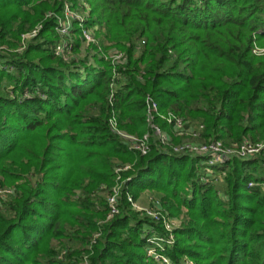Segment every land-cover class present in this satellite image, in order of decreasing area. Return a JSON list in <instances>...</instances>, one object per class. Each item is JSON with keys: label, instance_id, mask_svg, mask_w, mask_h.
Segmentation results:
<instances>
[{"label": "trees", "instance_id": "1", "mask_svg": "<svg viewBox=\"0 0 264 264\" xmlns=\"http://www.w3.org/2000/svg\"><path fill=\"white\" fill-rule=\"evenodd\" d=\"M82 1L99 47L65 62L54 54L62 3L0 0V45L17 50L40 26L23 51L0 53V189L12 188L0 202V264H163L146 248L166 233L127 201L144 191L171 216L185 209L161 253L170 264H264V157L213 166L205 182L202 159L164 149L146 122L150 97L203 125L201 140L264 143V55L252 53L264 49V0ZM109 49L126 63L114 67ZM112 115L127 134L151 135L146 155L113 133ZM120 164L131 168L109 219Z\"/></svg>", "mask_w": 264, "mask_h": 264}, {"label": "built area", "instance_id": "2", "mask_svg": "<svg viewBox=\"0 0 264 264\" xmlns=\"http://www.w3.org/2000/svg\"><path fill=\"white\" fill-rule=\"evenodd\" d=\"M45 2H58L62 3V14L57 16V25L55 27L56 33L61 38V41L57 43L54 48V54L63 59L65 62L71 61L76 57L73 50V31L74 22L78 24V38L80 40L81 46L86 49L89 45H96L99 47V42L95 36L98 30L97 26L87 27V21L89 18V8L85 2H82V7L84 11L82 14L73 10V3L71 0H42ZM49 13L47 17H50ZM40 30V26L36 27L31 33L21 36V44L16 52H21L25 48V42L32 37H34ZM5 50V47L0 45V53ZM85 51V50H84ZM104 58L111 61V64L115 67L117 65L125 64L127 58L122 52L115 49H109L104 53ZM117 77V74H114ZM147 115L146 122L151 130L153 137L157 142L165 149L170 147L172 152L177 155H190L193 157H200L202 159L201 165L204 167L202 170L205 175H203L202 180L208 181V178L213 176V171L211 168L213 166L220 165L232 158H238L240 160H250L257 156L264 157V143L254 142L250 139H245L241 144L225 145L221 140H201V135L203 132V125H192L188 121H185L179 116L172 113H167L159 115L158 106L153 99L147 98ZM156 118H159L167 127L164 129L156 123ZM110 128L113 133H115L123 144L130 150L136 151L141 155H146L150 151V137L149 133L143 135L142 137H137L135 135L127 134L126 132L118 128V123L116 117L112 115L109 120ZM172 138H183V141L179 144L172 145ZM131 165L120 164L114 169L117 184L113 188L112 193L107 196V204L109 207L108 218H112L118 214V204H119V194L121 189L120 181L121 173L129 170ZM223 175H219L217 178L222 179ZM249 186H253L252 183ZM11 193L9 190L0 189V202L1 199L6 197L7 194ZM127 201L131 204V208L141 214L149 216L153 221L158 222L162 220L160 214V204L158 201H151L152 209H142L137 207L131 195H127ZM146 248V253L148 256L152 257L156 261H162L163 264H168L167 259L160 253L159 249L162 251L160 246L149 242Z\"/></svg>", "mask_w": 264, "mask_h": 264}, {"label": "rangeland", "instance_id": "3", "mask_svg": "<svg viewBox=\"0 0 264 264\" xmlns=\"http://www.w3.org/2000/svg\"><path fill=\"white\" fill-rule=\"evenodd\" d=\"M71 1L73 3V10L74 11H76L78 13H81V14L83 12H85L84 8L82 7V2H84V1H82V0H71ZM73 25H74V29L78 30V24L76 22H74ZM27 41L25 42V46H26ZM2 46L5 47V50L2 51L1 54L6 55V54L12 53L14 51L16 52V49L12 50V48H9L5 44H3ZM23 50H24V48L22 49V51ZM84 50H85L84 47L81 46V48H79L77 53H75L74 55L76 57H83L85 55V53H86ZM9 51H11V52H9ZM252 53L255 56H262V55H264V49L259 48L257 46H254V48L252 50ZM158 114L159 115H163L164 113L159 111ZM2 188H3V190L12 189V188H7V187H2ZM151 201H158L159 204H160V214H161L162 220L158 221L157 223H159L161 225L162 229L166 233V236H161V235H158L156 233H152L150 235V237L148 238V240H149V242H152L154 244V246H156V245L160 246L162 251L160 249H159V251H160V253H163L164 249H165V245L169 246V245L174 243L175 231L177 229H179L181 227V225H182L183 213L185 212V209L181 208V211H182L181 215H179V216H171V215H169V213L163 207L160 198L155 193L149 192V191L142 192L140 194L139 198L135 200L134 204L137 207H140L142 209H152L151 208ZM141 215H142V217H147L148 219L152 220L149 216H146L145 214L144 215L141 214ZM147 249L151 250L150 248H147ZM167 261H168V264H170L169 263L170 261L168 259H167ZM184 264H194V263L192 261H190V260H184Z\"/></svg>", "mask_w": 264, "mask_h": 264}]
</instances>
